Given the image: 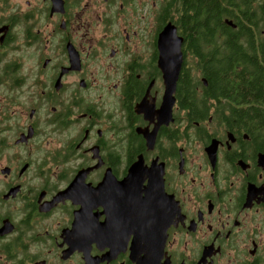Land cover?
Listing matches in <instances>:
<instances>
[{"label": "flooded vegetation", "instance_id": "flooded-vegetation-1", "mask_svg": "<svg viewBox=\"0 0 264 264\" xmlns=\"http://www.w3.org/2000/svg\"><path fill=\"white\" fill-rule=\"evenodd\" d=\"M0 264H264V0H0Z\"/></svg>", "mask_w": 264, "mask_h": 264}, {"label": "water", "instance_id": "water-1", "mask_svg": "<svg viewBox=\"0 0 264 264\" xmlns=\"http://www.w3.org/2000/svg\"><path fill=\"white\" fill-rule=\"evenodd\" d=\"M170 87L172 88V90L174 89V85H170Z\"/></svg>", "mask_w": 264, "mask_h": 264}]
</instances>
